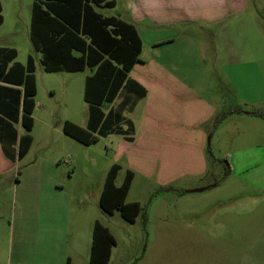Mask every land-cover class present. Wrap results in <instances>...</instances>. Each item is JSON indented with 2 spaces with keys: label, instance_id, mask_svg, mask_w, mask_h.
Returning a JSON list of instances; mask_svg holds the SVG:
<instances>
[{
  "label": "rangeland",
  "instance_id": "obj_1",
  "mask_svg": "<svg viewBox=\"0 0 264 264\" xmlns=\"http://www.w3.org/2000/svg\"><path fill=\"white\" fill-rule=\"evenodd\" d=\"M2 3L0 46L16 48L17 61L24 64L28 55L37 56L28 38L32 0ZM246 8L249 17L234 16L212 27L199 28V32L216 37V51L209 64L214 66L216 80L223 84L218 101L228 103L218 115L230 109L241 112L228 113L216 124L218 128L207 145L209 153H204L208 169L203 178L187 179L176 184L180 189L168 191L154 180L136 175L126 196V202L140 204L134 223L124 221L118 210L105 215L98 205L104 170L114 158L113 150H106L110 140L100 138L86 147L61 131L59 135L48 134L52 142L42 139L43 117L56 129L61 128L66 117L76 122L86 117L82 79L87 72L48 74L37 63L35 100L42 109L35 114L38 120L31 151L14 169L22 179L34 177L37 169L32 164L46 161L59 178L69 176L62 185L68 189L73 210L82 223L68 229L73 217L67 218L66 209H59L56 241L70 264H89L94 219L107 227L115 240L107 264H249L257 258L258 253L246 245L256 238L255 233L248 240L247 231V238L243 232L251 212L264 208V119L248 115L244 109L249 110L248 101L260 100L255 107L264 111V0H247ZM116 10L120 12L122 8ZM232 102L235 104L230 105ZM122 179L120 174L117 183ZM214 180L218 184L204 191H183ZM30 200L25 205L11 193L4 199L5 212L15 230L28 223L23 222V214L35 209L34 197ZM35 227L31 224V229ZM12 246L15 250L16 242Z\"/></svg>",
  "mask_w": 264,
  "mask_h": 264
},
{
  "label": "crops",
  "instance_id": "obj_2",
  "mask_svg": "<svg viewBox=\"0 0 264 264\" xmlns=\"http://www.w3.org/2000/svg\"><path fill=\"white\" fill-rule=\"evenodd\" d=\"M106 2L111 6H104ZM103 3L96 8L102 17H116L135 29L141 43L138 61L110 103L89 110L83 100L86 117L81 122L66 117L62 123L71 122L83 130L91 131L92 135L99 133L100 136L92 143L100 138L110 140L111 146L106 147V150H113L114 158L104 172L106 175L113 164L120 166L115 179L116 186L123 181L117 183L120 174L124 178L127 171L133 173L132 182L137 175L146 181L154 180L168 191L180 189L176 184L187 179L203 178L208 169L204 153L218 128L214 120L216 114L227 108L228 103L218 101V91L223 84L216 80L214 66L209 64L216 51V37L199 32V28L201 25L212 27L234 16L249 17L246 14L247 0H105ZM119 6L122 8L120 12L116 10ZM3 23V3L0 0V27ZM187 26L192 29L186 30ZM34 53L37 56H31L34 59L35 76L37 63L42 66L41 55ZM17 57L16 48L0 46V264H66L70 258L59 252L56 241L59 223L57 212L66 209L67 218L69 215L73 217L68 229L72 226L78 228L82 223L73 210L68 189L62 185L69 176L59 178L56 171H50L52 166L46 161L32 164V168L37 169L34 177L22 179L16 176L14 169L31 151L38 120L35 114L42 109V105L35 100V76L36 95L30 132L32 144L24 157L19 159V139L24 134L21 124L23 89L20 84L26 62L20 63ZM127 57L128 53L125 52L119 59ZM92 71L86 68L81 72L48 74L87 72L82 79L83 99L85 78ZM261 102L248 101L246 106L249 110L243 109L246 112L261 111V107H255ZM42 119L43 142H52L48 139L51 132L57 135L59 131L63 133L62 123L61 128L56 129L51 127L46 118ZM75 142L86 147L91 144ZM217 184L218 180H214L206 186L198 188V185H192L183 191L191 189L185 192L196 193L191 191H204ZM10 193L15 194V197L18 195L25 205L32 196L35 201V209L23 214V222L28 223L17 230L4 209V199ZM132 202L136 201L127 203ZM256 211L248 216L243 236L247 238L248 234L249 240L252 232L256 235L255 239L246 243L258 253L257 258L249 264H264V208ZM95 221L97 219L93 220V225ZM31 224L36 225L35 229H31ZM13 241L17 245L15 250ZM18 243L21 244L20 248Z\"/></svg>",
  "mask_w": 264,
  "mask_h": 264
},
{
  "label": "trees",
  "instance_id": "obj_3",
  "mask_svg": "<svg viewBox=\"0 0 264 264\" xmlns=\"http://www.w3.org/2000/svg\"><path fill=\"white\" fill-rule=\"evenodd\" d=\"M105 0H32L29 39L33 50L41 55L40 64L45 73L81 72L93 69L85 78L83 100L89 110L110 103L116 96L127 74L138 61L141 43L132 25L116 17H102L96 8ZM110 7V3H103ZM126 59H119L124 53ZM34 59L28 56L21 77L22 116L24 134L19 139L18 157L23 158L32 144V112L35 106L36 84ZM241 112L230 109L215 118L218 124L228 113ZM264 119V111L244 112ZM94 117V115H93ZM92 126V116H91ZM62 131L75 141L88 145L99 133L92 135L71 122L62 123ZM209 153V150L207 149ZM120 166L113 164L107 171L98 205L105 215L118 210L121 218L134 223L140 213L138 202L125 201L133 173L127 171L121 185H115ZM228 172V168H227ZM226 172V174H227ZM115 245L109 229L95 221L89 249V264H107L111 248ZM66 264H70L67 259Z\"/></svg>",
  "mask_w": 264,
  "mask_h": 264
},
{
  "label": "water",
  "instance_id": "obj_4",
  "mask_svg": "<svg viewBox=\"0 0 264 264\" xmlns=\"http://www.w3.org/2000/svg\"><path fill=\"white\" fill-rule=\"evenodd\" d=\"M202 189H196V190H192L191 192H199L201 191Z\"/></svg>",
  "mask_w": 264,
  "mask_h": 264
}]
</instances>
